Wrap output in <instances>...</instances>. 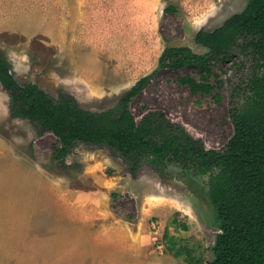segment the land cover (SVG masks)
Returning <instances> with one entry per match:
<instances>
[{
    "label": "rangeland",
    "instance_id": "1",
    "mask_svg": "<svg viewBox=\"0 0 264 264\" xmlns=\"http://www.w3.org/2000/svg\"><path fill=\"white\" fill-rule=\"evenodd\" d=\"M248 2L0 0V58L20 84L34 83L56 102L73 98L91 111L115 107L157 69L130 103L134 117L164 111L206 149L224 151L234 134L229 110L233 99L244 103L238 87L245 88L252 62L235 50L233 59L213 67L214 91L195 94L179 78L199 79L196 67L161 69L159 59L167 46L208 53L196 34L220 27ZM58 145L53 133L12 114L0 82V264H100L94 254L116 251L106 244L100 249L101 226L135 220L151 233L156 221L160 233L169 231L198 264L213 260L220 229L207 177H192L174 164L165 174L147 163L132 172L109 147L83 142L56 159ZM75 193L93 199L77 202ZM174 218L188 229H175ZM163 241L167 247L165 235ZM154 253L158 261L165 254ZM185 257H176L178 264H196Z\"/></svg>",
    "mask_w": 264,
    "mask_h": 264
},
{
    "label": "trees",
    "instance_id": "2",
    "mask_svg": "<svg viewBox=\"0 0 264 264\" xmlns=\"http://www.w3.org/2000/svg\"><path fill=\"white\" fill-rule=\"evenodd\" d=\"M195 41L209 52L199 54L189 46H167L158 67H196L199 79L191 75L179 78L195 94L214 91L213 67L233 59L235 50L254 65L245 88L238 87L244 103L232 101L229 112L234 134L224 151L206 149L164 111L134 117L130 103L157 69L137 81L115 107L103 111L83 109L73 98L56 102L38 85L20 84L3 58L0 82L10 94L14 116L58 138L56 159H65L76 143L83 142L109 147L130 164L132 172L147 163L165 174L174 164L192 177H207L209 199L221 230L213 247L214 258L208 264H264V0H249L242 12L231 15L220 27L200 30ZM172 224L176 229H188L177 218ZM164 235L167 250L175 257L185 254L187 262L200 263L169 231Z\"/></svg>",
    "mask_w": 264,
    "mask_h": 264
},
{
    "label": "crops",
    "instance_id": "3",
    "mask_svg": "<svg viewBox=\"0 0 264 264\" xmlns=\"http://www.w3.org/2000/svg\"><path fill=\"white\" fill-rule=\"evenodd\" d=\"M8 2L11 4V1ZM9 10L10 8L7 12ZM74 197L77 202L93 199L92 195H82V193L79 195L75 193ZM174 228L176 229L175 226ZM153 234L154 232L151 233L142 220L112 222L109 225L101 226L100 239L102 243L100 249H105L104 244H106L116 251L114 253L108 251L107 253L94 254V259L97 260V256H100V264H178V259L169 254V251L159 261L157 260V255L154 253L157 250L154 245Z\"/></svg>",
    "mask_w": 264,
    "mask_h": 264
},
{
    "label": "built area",
    "instance_id": "4",
    "mask_svg": "<svg viewBox=\"0 0 264 264\" xmlns=\"http://www.w3.org/2000/svg\"><path fill=\"white\" fill-rule=\"evenodd\" d=\"M152 226H153V229H154V236H155V245H156V248L157 250L161 253V254H164L165 253V250H166V245L163 240H164V233H160L161 230V226H159L156 221H153L152 222ZM221 231V230H220ZM219 231V232H220Z\"/></svg>",
    "mask_w": 264,
    "mask_h": 264
},
{
    "label": "flooded vegetation",
    "instance_id": "5",
    "mask_svg": "<svg viewBox=\"0 0 264 264\" xmlns=\"http://www.w3.org/2000/svg\"><path fill=\"white\" fill-rule=\"evenodd\" d=\"M219 231H220V230H219ZM220 232H221V231H220ZM220 232H219V233H220Z\"/></svg>",
    "mask_w": 264,
    "mask_h": 264
}]
</instances>
